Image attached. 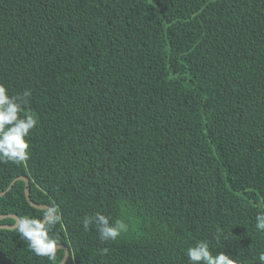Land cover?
I'll use <instances>...</instances> for the list:
<instances>
[{
    "label": "trees",
    "instance_id": "1",
    "mask_svg": "<svg viewBox=\"0 0 264 264\" xmlns=\"http://www.w3.org/2000/svg\"><path fill=\"white\" fill-rule=\"evenodd\" d=\"M0 84L30 90L38 120L27 163L0 162V191L28 178L65 264H190L202 240L259 264L264 0H0ZM48 210L23 180L0 197V215ZM96 212L127 231L100 240L82 225ZM63 253L0 228V264Z\"/></svg>",
    "mask_w": 264,
    "mask_h": 264
},
{
    "label": "clouds",
    "instance_id": "2",
    "mask_svg": "<svg viewBox=\"0 0 264 264\" xmlns=\"http://www.w3.org/2000/svg\"><path fill=\"white\" fill-rule=\"evenodd\" d=\"M31 96L32 93L28 89L11 95L8 89L0 84V162L20 165L26 164L29 160L30 133L38 125L35 113L28 109ZM59 219L54 210L46 211L39 218L24 216L18 218L15 231L28 242L29 249L35 255L55 260L58 243L50 232ZM82 225L85 230L94 226L99 239L104 242H115L128 227L123 220L112 221L101 212L86 215ZM255 229L264 232V212L257 214ZM99 251L101 254H106L108 249L102 248ZM186 256L190 264H237L226 252L213 255L206 240L188 247ZM257 259L259 264H264V252L259 253Z\"/></svg>",
    "mask_w": 264,
    "mask_h": 264
},
{
    "label": "water",
    "instance_id": "3",
    "mask_svg": "<svg viewBox=\"0 0 264 264\" xmlns=\"http://www.w3.org/2000/svg\"><path fill=\"white\" fill-rule=\"evenodd\" d=\"M17 180H23L24 181V195H25V198H26L27 202L30 204V206H32L34 208H37V209H47L48 208L49 210H52L51 208H49L48 205L37 204V203H34L30 199L29 187H28L29 180H28V178L26 176H17L14 179H12L10 181V183L7 185V187L4 190L0 191V197L2 195H4ZM5 217H12L15 220V222L12 225L0 224V228H7V229L15 228V224H16L19 216L17 214H15V213H7V214H1L0 215V219H3ZM57 248L58 249L63 248V250H64L63 256H62V258H61V260L59 261L58 264H65L66 261L68 260L69 254H70L69 248L64 246V245H61V244H58Z\"/></svg>",
    "mask_w": 264,
    "mask_h": 264
}]
</instances>
